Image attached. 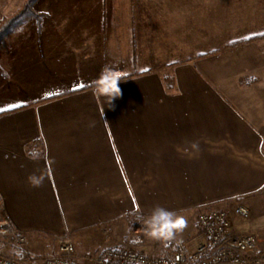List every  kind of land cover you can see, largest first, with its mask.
<instances>
[{"label": "crops", "instance_id": "0c3cea01", "mask_svg": "<svg viewBox=\"0 0 264 264\" xmlns=\"http://www.w3.org/2000/svg\"><path fill=\"white\" fill-rule=\"evenodd\" d=\"M23 1L0 0V19ZM39 5L40 27L29 20L0 45L11 231L29 248L66 236L102 248L128 214L146 219L159 205L186 218L235 199L252 208L243 229L264 232V0ZM105 66L128 73L112 106L93 92ZM34 145L37 161L25 155Z\"/></svg>", "mask_w": 264, "mask_h": 264}, {"label": "built area", "instance_id": "2783aa9c", "mask_svg": "<svg viewBox=\"0 0 264 264\" xmlns=\"http://www.w3.org/2000/svg\"><path fill=\"white\" fill-rule=\"evenodd\" d=\"M251 209L243 204L227 202V208H208L197 213L198 226L204 242L190 252L181 242L165 254H153L141 249L120 245L95 254L77 251L68 238H61L58 250L49 255L23 257L0 250V264H264V237L256 233L234 234L232 216L248 217ZM0 225L8 227L7 218ZM1 229V228H0ZM23 238H19V243Z\"/></svg>", "mask_w": 264, "mask_h": 264}, {"label": "rangeland", "instance_id": "374dc122", "mask_svg": "<svg viewBox=\"0 0 264 264\" xmlns=\"http://www.w3.org/2000/svg\"><path fill=\"white\" fill-rule=\"evenodd\" d=\"M50 1H53V0H40L39 6L44 7V5L48 2L50 3ZM66 1H74V2H82L83 3V0H66ZM104 1H106V0H104ZM135 1L136 2H146L149 0H135ZM37 2H36V4H37ZM35 7H36V5H35ZM227 202H229L231 204L237 203V204L247 205L251 209L250 214L252 213L251 206L249 204L244 203V201H239V200H235V199L218 201V202H214L211 204H206L204 206L198 207L195 210H193L191 215L189 217L185 218L187 221V227L182 232L177 233L175 235V237L171 240L162 241V240H154V239L148 238L144 234V226H143V219L144 218L143 219L136 218V219H133L132 222H130V223L128 220L127 229H126L125 233H120L119 235L114 234L113 241H112L113 244L104 246L102 248L101 247H98V248L95 247V248H91V249L90 248L89 249H83V248L76 247V249H77V251L84 253V254L95 255V254H98V253L104 251L105 249L113 247V246L129 245V246L141 249L143 251H146L148 253L165 254V253L172 251L175 248V246L177 245V243L181 242L190 252H193L196 250V248L198 247L199 244L204 242V238H205L202 230L198 226L197 213L204 210V209H208V208H227ZM263 205H264V201H263ZM262 211L264 214V209H262ZM0 214H1V218H3L5 216L2 209H1V205H0ZM250 217H251V215H249L248 217H243L239 214L233 215L232 216V226H231L232 232L234 234L256 233L257 235L264 237V232L254 231V230H250V229L249 230L243 229V223H244L243 221H245V222L249 221ZM258 218H260V216ZM261 220H263V223H264V215L261 217ZM7 222H8V220H7ZM0 228H1L0 229V250L4 251L6 253L19 255V256H23V257H38V256L40 257V256H43L45 254L49 255L51 253H55L58 250L57 245L59 244V241L61 238L58 239V241H56V244H55L56 247L51 248V249L50 248H44V247H42V248H39V247L29 248L26 245L27 240H26L25 235L20 234V233L14 234L10 229L9 223H8L7 228L2 227L1 225H0ZM262 228H264V227H262ZM105 233H108V232H105ZM105 233H103V235H105ZM19 238H23L22 243H19ZM62 238L70 239L68 236L62 237ZM47 242L50 243L51 241H47ZM29 264H38V263L36 261H32V262H29Z\"/></svg>", "mask_w": 264, "mask_h": 264}, {"label": "clouds", "instance_id": "9594fccd", "mask_svg": "<svg viewBox=\"0 0 264 264\" xmlns=\"http://www.w3.org/2000/svg\"><path fill=\"white\" fill-rule=\"evenodd\" d=\"M128 79V73L105 66L93 83V92L97 97H106L108 105L112 106L115 98L122 95L119 86L120 82ZM25 155L32 161H37L44 157L39 146L34 145L25 151ZM44 177L37 174L28 176L29 183L34 187L41 186ZM144 234L154 240L168 241L182 232L187 227L184 217L157 205L150 215L143 219Z\"/></svg>", "mask_w": 264, "mask_h": 264}, {"label": "trees", "instance_id": "16d2710c", "mask_svg": "<svg viewBox=\"0 0 264 264\" xmlns=\"http://www.w3.org/2000/svg\"><path fill=\"white\" fill-rule=\"evenodd\" d=\"M37 1L38 0H24L15 11L9 15L3 16L0 19V45L9 34L20 29L23 24L29 20H35L37 25L40 27L42 18L46 15V13L36 9L35 5ZM249 40H251V37H245L243 39L231 42V45L235 46L241 42H246ZM0 71L4 73V70L1 68V66ZM136 218L143 219V216L137 212L127 215L129 223Z\"/></svg>", "mask_w": 264, "mask_h": 264}, {"label": "snow or ice", "instance_id": "6c2138e0", "mask_svg": "<svg viewBox=\"0 0 264 264\" xmlns=\"http://www.w3.org/2000/svg\"><path fill=\"white\" fill-rule=\"evenodd\" d=\"M147 69H144L146 71ZM80 87H83V85H80ZM17 105H10L9 107H16ZM4 109L0 108V111H3Z\"/></svg>", "mask_w": 264, "mask_h": 264}]
</instances>
